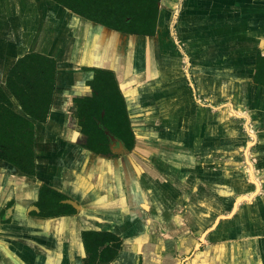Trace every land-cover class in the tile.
Returning a JSON list of instances; mask_svg holds the SVG:
<instances>
[{
	"label": "crops",
	"instance_id": "0c3cea01",
	"mask_svg": "<svg viewBox=\"0 0 264 264\" xmlns=\"http://www.w3.org/2000/svg\"><path fill=\"white\" fill-rule=\"evenodd\" d=\"M31 53L56 60L55 95L36 176L0 159V264H264V0H161L154 37L52 0H0L2 88ZM83 68L115 73L132 150L108 130L112 155L84 147ZM45 185L76 213L40 216ZM90 240L117 255L92 261Z\"/></svg>",
	"mask_w": 264,
	"mask_h": 264
},
{
	"label": "trees",
	"instance_id": "16d2710c",
	"mask_svg": "<svg viewBox=\"0 0 264 264\" xmlns=\"http://www.w3.org/2000/svg\"><path fill=\"white\" fill-rule=\"evenodd\" d=\"M71 10L86 21L106 29L134 36L154 37L157 34L161 0H52ZM94 72L88 82L94 90L92 97L78 98L76 117L81 132L86 136L84 147L95 154L112 155L108 130L132 150L135 135L131 127L127 103L111 70L83 68ZM57 62L54 58L31 53L17 61L10 70L6 89L0 86V159L12 164L22 173L36 176V123L47 121L54 101ZM254 80L264 85V56L257 55ZM18 103L21 111L15 108ZM101 123L102 126L99 125ZM62 195L48 186L40 191L38 207L43 217L72 215L76 209L60 204ZM89 236L97 237V234ZM117 239V238H115ZM90 241L92 261L113 260L120 247H106V241ZM119 241V240H118ZM105 243V244H104ZM112 253V254H111Z\"/></svg>",
	"mask_w": 264,
	"mask_h": 264
},
{
	"label": "flooded vegetation",
	"instance_id": "af4514ba",
	"mask_svg": "<svg viewBox=\"0 0 264 264\" xmlns=\"http://www.w3.org/2000/svg\"><path fill=\"white\" fill-rule=\"evenodd\" d=\"M75 104H76V103H75ZM76 108H77V106H76ZM98 123H99L100 126H102L100 122H98ZM105 133H106V132H105ZM107 136H108V135H107ZM108 139H109V143H108V145H109V148H110V151H111V147H110V144H111V143H110V138L108 137ZM124 145H125V144H124Z\"/></svg>",
	"mask_w": 264,
	"mask_h": 264
},
{
	"label": "bare ground",
	"instance_id": "6f19581e",
	"mask_svg": "<svg viewBox=\"0 0 264 264\" xmlns=\"http://www.w3.org/2000/svg\"><path fill=\"white\" fill-rule=\"evenodd\" d=\"M74 20L76 21V18H74ZM146 44V43H145Z\"/></svg>",
	"mask_w": 264,
	"mask_h": 264
}]
</instances>
